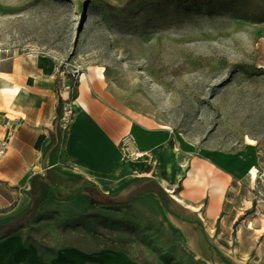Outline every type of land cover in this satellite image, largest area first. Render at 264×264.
<instances>
[{"label":"rangeland","instance_id":"1","mask_svg":"<svg viewBox=\"0 0 264 264\" xmlns=\"http://www.w3.org/2000/svg\"><path fill=\"white\" fill-rule=\"evenodd\" d=\"M0 55L51 61L63 137L80 75L102 67L84 101L111 136L121 122L167 125L171 143L180 133L194 146L179 152L221 154L214 167L235 177L211 216L208 193L183 194L179 183L171 189L180 202L172 197L154 154L143 170L124 157L130 180L108 198L68 193L14 231L41 258L72 248L122 252L139 264H213L212 245L235 264H264V0H0ZM235 156L254 176L224 167ZM148 175L163 194L132 193Z\"/></svg>","mask_w":264,"mask_h":264},{"label":"crops","instance_id":"2","mask_svg":"<svg viewBox=\"0 0 264 264\" xmlns=\"http://www.w3.org/2000/svg\"><path fill=\"white\" fill-rule=\"evenodd\" d=\"M55 81L56 77L52 73V63L48 59H37L33 55H25L22 58L0 55V122L10 119V116L12 117L10 120H14L20 125L10 142L7 154L0 159V224L8 223L13 217L20 215V211L26 212L30 209L32 177L34 175L43 176L46 169L53 170L56 174L64 177V181H62L60 187L61 197H55L45 203L64 200L68 197V193L78 195L79 191L84 192L87 197L99 201L100 198H108L110 192L115 193L114 190L119 185L130 180L127 173L134 166L126 160H123V163L116 162L113 165L99 168L72 161L65 148V142L70 135L69 129L66 138L60 132L56 146L49 147L51 137L55 133L54 120L58 105V92L55 90ZM15 85L21 88V94L5 104L3 99L6 100V98L2 96L1 91ZM3 108H6V112H3ZM79 129L101 137L104 142L113 143L114 146L116 142L118 144L122 134L131 133L137 149L150 152L158 158L159 168L156 175H159L162 184L170 188L177 186L179 183L182 184V178L188 169V163L184 165L181 175L176 180L168 181L161 175L160 158L164 149L172 142L168 132L147 129L138 123L131 122L128 125L121 122L117 126L116 134L111 136L106 130L101 117L90 111V109L86 120L82 122ZM1 136L2 132L0 130ZM39 136H43L44 140L39 149H36L35 143ZM176 145L174 146L177 148L178 143ZM108 149L111 150L110 147ZM116 149L118 152L119 149ZM61 152L66 156L67 163L65 165L60 158ZM111 153L116 155V150H112ZM141 162L143 163V161H138V165H136L143 170L144 165H139ZM179 163L182 164L183 159H179ZM148 176L135 182L136 188L132 189V193L141 191L143 184H148L150 180H157V178L154 179L150 175ZM233 178L235 177L232 175L229 183ZM155 182L160 187L163 186L158 181ZM42 205L37 211L40 210ZM221 206H223V199ZM225 216L226 214L223 215V217ZM214 256V259L221 262L216 254ZM210 257L212 259L213 254L210 253ZM0 264L139 263L131 260L122 252L111 250L85 252L72 248L61 250L51 260L45 261L34 247L23 243V238L17 232H11L0 239Z\"/></svg>","mask_w":264,"mask_h":264},{"label":"bare ground","instance_id":"3","mask_svg":"<svg viewBox=\"0 0 264 264\" xmlns=\"http://www.w3.org/2000/svg\"><path fill=\"white\" fill-rule=\"evenodd\" d=\"M103 72L104 69L102 67H89L87 72L80 75L79 95L74 98L70 104L74 122L71 121L68 125L70 135L65 142V148L72 161L95 168L113 165L116 163L115 158H117V162L120 163H122L123 160V156L119 150L116 152V155H112L111 150L108 149V143L104 142L101 137L79 129L82 122L86 120L89 110L84 98L90 86L94 84L95 79H104ZM21 92V88L15 85L10 88H4L1 94L9 101L20 95ZM138 124L147 129L153 128V124L146 119ZM158 129L170 132V127L167 125H159ZM175 137L178 146L194 152V146L189 143L183 135L176 133ZM204 156V159L196 156L189 158L187 154L179 152L174 144L170 143L161 155L160 171L163 178H166L168 181H173L181 175L184 165L188 163V169L185 171L184 177L182 178V185L184 188L183 194L191 192L195 198H202L205 196V193H208V213L211 216H216L220 210L221 201L229 184L230 176L228 175L225 177L219 174V169L214 167L215 164L223 160L221 154L205 153ZM179 159H183L182 164L179 163ZM223 165L225 168L236 173L243 174L250 170L253 176L255 174L254 170H251V163L247 162L246 164H241L238 156L226 160ZM166 190L171 192L173 198L180 201L178 197L173 194V190L170 187H167ZM190 209L194 211L198 210L194 206H190Z\"/></svg>","mask_w":264,"mask_h":264},{"label":"trees","instance_id":"4","mask_svg":"<svg viewBox=\"0 0 264 264\" xmlns=\"http://www.w3.org/2000/svg\"><path fill=\"white\" fill-rule=\"evenodd\" d=\"M59 84L60 81L56 78L55 81V90L58 92V99H57V108H56V118L54 120L55 124V133L51 137V142L49 147L53 148L56 146L59 137H60V128L58 125V118L60 116V104L62 103V98L59 94ZM44 137L39 136L36 143L35 148L39 149L41 143L43 142ZM64 181V177L56 174L53 170H44V175H34L31 180V189H30V197H31V207L25 213H22L18 216L13 217L8 223L0 224V239L6 237L11 232H14L16 229L27 226L32 218L35 216L37 209L46 201L54 199L55 197H61L60 195V187L61 183ZM154 187V188H153ZM140 194L151 193L157 195L158 193L163 194V189L160 187L155 181L150 180L148 184H143L141 187ZM79 196H87L84 192H78ZM158 196V195H157ZM183 209V208H182ZM186 211L187 209H183ZM211 254H213V258L211 262L213 264H235L231 259L226 257L222 254L217 248L210 245ZM220 259L219 262L217 259H214V255Z\"/></svg>","mask_w":264,"mask_h":264},{"label":"built area","instance_id":"5","mask_svg":"<svg viewBox=\"0 0 264 264\" xmlns=\"http://www.w3.org/2000/svg\"><path fill=\"white\" fill-rule=\"evenodd\" d=\"M67 80L69 84L72 83V80L69 77ZM59 119L60 120L63 119L62 113H60ZM19 127H20L19 123H17L14 120L5 119L4 121L0 122V130L2 132V136L0 137V159L7 154L10 147V142L15 136ZM118 146H119L118 149L122 154L123 158L124 157L130 158L132 159L131 162L134 161L148 162L152 158L150 152L142 151L136 148L135 141L131 133H127L122 137H120L118 141Z\"/></svg>","mask_w":264,"mask_h":264}]
</instances>
